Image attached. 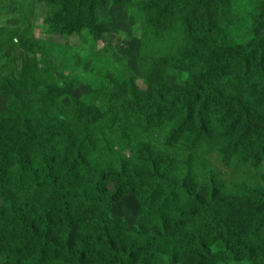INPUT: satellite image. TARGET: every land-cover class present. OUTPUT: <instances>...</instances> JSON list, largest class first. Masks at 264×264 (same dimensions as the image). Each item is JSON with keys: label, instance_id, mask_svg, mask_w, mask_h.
Listing matches in <instances>:
<instances>
[{"label": "rangeland", "instance_id": "374dc122", "mask_svg": "<svg viewBox=\"0 0 264 264\" xmlns=\"http://www.w3.org/2000/svg\"><path fill=\"white\" fill-rule=\"evenodd\" d=\"M167 2L96 0L92 8L70 7L59 19L57 15L63 10L51 5L50 0H0V150L13 147L22 135V125L39 129L45 115L60 117L63 110L77 119L99 115L102 122L92 127L89 135L67 132L73 149L81 145L89 172L121 166L133 171L125 166L126 162L137 167L140 148L149 147L153 155L165 160L163 165L168 170L190 169L191 185L205 195L215 187L218 197H227L225 215L232 219L233 228L242 232L239 214L243 212L240 205H235V195L245 185L258 183L254 176L264 170V162L259 170L256 166L234 170L223 163L222 152L229 146L231 130L222 119V106L217 109L214 102L215 96L229 101L242 95L245 100L247 94L239 89L245 67L228 63L217 70L211 60H202L199 52L214 48L226 56L231 47L251 43L257 36L256 24L264 21V0H212L208 6H199L195 19L189 21L190 28L199 32L195 66L172 58L175 41L185 35L181 17L188 0H174L171 16L166 14ZM205 20L219 32L204 36L201 26ZM61 23L63 30L59 32ZM13 39L38 50L18 54L16 47L5 45L12 44ZM206 65L207 72L197 73ZM249 88L254 110L252 107L258 106L264 96L254 90L256 85L250 83ZM159 90L186 100L191 111L199 100H208V135L189 148L182 142L191 139L195 131L192 122L176 137L170 134L173 122L163 120L161 132L158 121L163 118L155 114L153 106L147 109V119L131 110L122 111L123 96L130 104H144L152 101ZM75 103L79 113L73 109ZM235 113L229 112V120ZM163 170L159 167L158 173ZM30 190L34 198L20 206V215L37 227L39 222L47 224L49 201L36 189ZM146 196L147 190L136 186L130 195L111 204L110 216L133 225L139 218L156 221L163 214L179 225L185 209L167 203L162 212L156 201L144 205ZM2 202L0 198V205ZM7 204L5 200L0 208L4 211L0 213V262L31 264L40 250L35 245H23L25 234L15 224L5 225ZM256 249L253 247L250 253L255 255Z\"/></svg>", "mask_w": 264, "mask_h": 264}, {"label": "trees", "instance_id": "16d2710c", "mask_svg": "<svg viewBox=\"0 0 264 264\" xmlns=\"http://www.w3.org/2000/svg\"><path fill=\"white\" fill-rule=\"evenodd\" d=\"M50 1L51 5L63 10L57 15L59 19L66 16L70 7L92 8L96 2ZM211 3L212 0H188L185 4L181 17L185 35L175 41L172 58L195 66V59L201 53L202 60H211L212 67L217 70H223L228 63L245 67L239 80V89L247 94L245 100L242 95L229 101L215 96L214 105L217 109L222 106V119L231 130L229 146L222 152L223 163L234 170L249 166L259 170L264 162V99L252 110V94L248 89L252 83L256 85L254 90L264 96V21L256 24L257 36L251 43L231 47L226 56L214 48L196 53L194 47L200 41L199 32L190 28L189 21L195 19L199 6ZM173 4L174 0L166 4V14L170 16L174 13ZM201 27L204 36L219 32L209 20ZM62 30L61 23L58 31ZM11 42L10 45L5 42L6 47H16L18 54L38 50L17 39ZM207 66L197 73L203 75L201 71H206ZM208 104V100H199L196 109L191 111L186 100L161 90L152 101L144 104H130L126 97L120 98L123 112L131 110L144 119L148 117L147 109L153 106L155 114L163 118L158 121L161 132L163 120L173 122L172 136H181L192 122L195 131L189 141L182 142L189 148L208 135ZM73 109L79 113L76 103ZM232 110L236 113L229 120ZM63 111L60 117L45 115L39 129L22 125V135L13 147L0 150V198L3 200L0 208L6 200L9 213L5 225L15 224L25 234L23 245H35L40 250V258L34 254L31 264H264V250L260 249H264V170L254 176L258 183L245 185L235 195V205H240L238 208L243 212L239 220L244 226L242 232H237L232 219L225 215L227 197H218L215 187L205 195L191 185L190 169L168 170L163 165L165 160L153 155L149 147L140 148L137 167L126 162L125 166L133 171L121 166L89 172L84 166L81 145L73 149L67 132L75 130V133L89 135L92 127L101 124L102 117L92 114L77 119L70 111ZM159 167L164 169L160 173ZM136 186L147 190L144 205H153L156 201L162 212L167 203L179 204L185 209L179 225L163 214L156 221L139 218L133 225L111 217V204L130 195ZM31 187L49 201V221L47 224L39 222L38 227L20 215V206L34 198ZM156 195L159 200L155 199ZM256 246L255 255L251 254L250 250ZM0 264L24 263L8 260Z\"/></svg>", "mask_w": 264, "mask_h": 264}]
</instances>
